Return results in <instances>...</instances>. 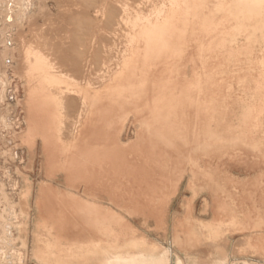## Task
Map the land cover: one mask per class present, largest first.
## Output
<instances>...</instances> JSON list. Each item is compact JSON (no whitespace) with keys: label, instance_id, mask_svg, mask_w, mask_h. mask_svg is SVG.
<instances>
[{"label":"rangeland","instance_id":"rangeland-1","mask_svg":"<svg viewBox=\"0 0 264 264\" xmlns=\"http://www.w3.org/2000/svg\"><path fill=\"white\" fill-rule=\"evenodd\" d=\"M242 1L0 0V264L134 240L112 264H264V0Z\"/></svg>","mask_w":264,"mask_h":264},{"label":"bare ground","instance_id":"bare-ground-1","mask_svg":"<svg viewBox=\"0 0 264 264\" xmlns=\"http://www.w3.org/2000/svg\"><path fill=\"white\" fill-rule=\"evenodd\" d=\"M185 1H186V0H185ZM201 1H203V0H201ZM224 1H225V0H223V3H224ZM241 1H242V0H241ZM248 1H250V0H248ZM255 1H256V2H259V1H260V2H261V0H258V1L255 0ZM242 2H243V1H242ZM245 2H247V0H245ZM250 2H251V1H250ZM202 3H203V2H201V5H205V4H202ZM205 3H206V2H205ZM247 3H248V2H247ZM230 4H232V3L230 2ZM230 4H229V6H230ZM237 4H238V0H237ZM240 4H242V3H239L238 5H240ZM243 4H244V3H243ZM245 4H246V3H245ZM251 4H252V2L250 3V5H251ZM262 4H263V3H262ZM210 5H213V3H211ZM224 5H225V4H224ZM238 5H234V3H233L231 6H232V7H233V6L236 7V8H234L235 11L237 10L238 7H239V8H242V9L245 8V5H243L244 7H240V6H238ZM247 5H248V4H247ZM254 5H255V2H254ZM194 6H197V5H194ZM199 6H200V5H199ZM241 6H242V5H241ZM252 6H253V5H252ZM252 6H251V7L249 6V8H252ZM258 6H259V5H258ZM200 7H201V8H199V9H202V8H203L202 6H200ZM232 7H230L229 10H231ZM253 7H254V6H253ZM263 7H264V6H263ZM195 8L197 9V7H195ZM204 8H207V7H204ZM255 8H256V7L252 8V9L256 10L258 7H257L256 9H255ZM252 9H249L248 11H246L245 9H244V10H245L246 13H247V12L251 11ZM204 10H207V9H204ZM208 10H210V9H208ZM218 10H220V9H218ZM218 10H217V13H218ZM226 10H227V9H225V12H226ZM238 10H240V9H238ZM238 10H237V11H238ZM261 10H262V12L264 13V9L262 8ZM201 11H202V10H201ZM211 11H213V10L211 9ZM221 11H223V10H221ZM252 11H253V10H252ZM252 11H251V13H252ZM256 11H258V10H256ZM194 12H195V11H194ZM196 12H197V10H196ZM196 12H195V13H196ZM198 12H199V11H198ZM208 12H209V11H208ZM214 12H216V11H214ZM239 12L241 13L242 10H240ZM254 12H255V11H254ZM254 12H253V14H254L253 17H255V14H256V12H255V13H254ZM259 12H260V10H259ZM195 13H193L195 16H197V15L199 16V14H195ZM200 13H201V12H200ZM212 13H213V12H211V15H212ZM236 13H237V12H236ZM147 14L149 15V12H148ZM147 14H146V16H147ZM190 14H191V13H190ZM193 14H191V15H192V19L194 18V17H193ZM253 14H252V15H253ZM191 15H190V16H191ZM203 15H205V14H203ZM208 15H209V14H207L206 17H208ZM211 15H209V16H211ZM231 15H232V14H231ZM239 15H242V13L239 14ZM239 15H238V16H239ZM247 15H250V14L247 13ZM183 16H184V15H183ZM183 16H182V19H183ZM245 16H246V15H245ZM263 16H264V15H263ZM263 16H262V17H263ZM188 17H189V15H188ZM199 17H200V16H199ZM242 17L244 18V16H242ZM256 17H257V14H256ZM262 17L259 16V18H262ZM144 18H146V17H144ZM149 18H150V16H149ZM189 18H190V17H189ZM201 18H202V17H201ZM209 18H210V17H209ZM209 18H208V19H209ZM211 18H213V17H211ZM211 18H210V20H211ZM245 18H246V17H245ZM250 18H251V20L253 19L251 15H250ZM259 18H258L257 20H259ZM263 18H264V17H263ZM178 19H180V18L178 17ZM178 19H176V20H178ZM184 19H185V17H184ZM187 19H188V18H187ZM237 19H238V17H237ZM255 19H256V18H255ZM141 20H142V18H141ZM146 20H147V19H145L144 22H145ZM158 20H159V19L153 20V18H152V20H149V21H150V23H151L152 21H155V22L157 23ZM185 20H186V19H185ZM213 20H214V19H213ZM243 20H244V19H243ZM138 21H140V20H138ZM147 21H148V20H147ZM167 21H168V20H167ZM179 21H180V20H179ZM191 21H192V20H191V18H190V21H188V22L190 23ZM199 21H200V20H199ZM204 21H205V19H204ZM229 21H230V20H229ZM263 21H264V20H263ZM141 22H142V21H141ZM141 22H138V24L141 23ZM181 22H183V21L181 20ZM185 22H187V21H185ZM185 22H183V23L185 24ZM188 22H187V23H188ZM192 22H193V21H192ZM206 22H208L207 19H206ZM259 22L262 23V26H263V23H264V22H262L261 20H259ZM259 22H258V24H259ZM136 23H137V22H136ZM136 23H135V24H136ZM148 23H149V22H147V25H148V26H147L146 24H144V23H143V25H146V26L149 28V26H150V27L153 26L152 24H153L154 22H153L151 25H149ZM156 23H155V24H156ZM169 23L171 24L172 22L169 21ZM174 23H175V25H176V22H174ZM135 24H134V25H135ZM138 24H136V25H138ZM155 24H154V25H155ZM177 24H178V23H177ZM180 24H181V23H180ZM207 24H208V23H207ZM136 25H135V27H137ZM143 25H140V26H143ZM156 25H157V24H156ZM172 25H173V24H171V26H172ZM175 25H174V26H175ZM187 25H188V24H185V26H187ZM194 25H196V24L194 23ZM209 25H212V24L209 23ZM213 25H215V24H213ZM140 26L138 25L139 28H142V27H140ZM157 26H159V24H158ZM177 26H178V25H177ZM183 26H184V25H182V27H183ZM188 26H189V25H188ZM240 26H241V25H240ZM256 26H257V25H256ZM256 26H255V27H256ZM259 26H260V24H259ZM138 27H137V28H138ZM161 27H162V26H161ZM189 27H190V26H189ZM204 27H205V26H204ZM209 27H211V26H208V28H209ZM219 27H220V26H219ZM241 27H242V26H241ZM241 27H240V28H241ZM253 27H254V26H253ZM152 28H155V27H152ZM156 28H158V27H156ZM166 28H168V27H166ZM172 28H174V27H172ZM175 28H176V27H175ZM175 28L173 29V32H174V30H177V29H175ZM184 28H185V27H184ZM259 28H262V27H259ZM130 29H132V28H130ZM146 29H147V28L145 27V30H146ZM158 29H159V28H158ZM178 29L180 30V28H178ZM217 29H218V28H217ZM256 29H257V28H256ZM132 30H133V29H132ZM141 30L143 31L144 29H141ZM141 30L139 31L140 33H141ZM145 30H144V31H145ZM148 30H151V29H148ZM148 30H146V31L149 33ZM154 30H156V29H154ZM166 30H167V29H166ZM170 30L172 31V29H170ZM218 30H219V29H218ZM233 30H234V29H233ZM257 30H258V29H257ZM257 30H255L254 33H255V32H258ZM128 31H129V30H128ZM151 31H152V30H151ZM151 31H150V32H151ZM157 31H158V30H157ZM162 31H163V30H162ZM180 31H181V30H180ZM180 31H179V32H180ZM203 31H204V30H203ZM203 31H202V32H203ZM235 31H236V30H235ZM241 31H242V30H240L239 34L241 33ZM136 32H137V31H136ZM189 32H190V31H189ZM220 32H221V31H220ZM228 32H229V31H228ZM245 32H246V31H245ZM129 33H130V32H129ZM148 33H147V34H148ZM180 33H182V32H180ZM184 33H185V31H184ZM262 33H263V32H262ZM262 33H261V34H262ZM149 34H151V33H149ZM159 34H160V33H159ZM174 34H175V33H174ZM178 34H179V33H178ZM178 34H177V35H178ZM192 34H193V33H192ZM223 34H224V33H223ZM256 34H257V33H256ZM139 35H140V34H139ZM139 35H138V36H139ZM142 35L145 36L146 33H143V32H142ZM154 35L156 36L157 34H154ZM161 35H163V33H162ZM164 35H166V34L164 33ZM164 35H163V36H164ZM254 35H255V34H254ZM134 36H135V35H134ZM147 36L150 37V39H151V36H152V38H153V35H150V36L147 35ZM147 36H146V37H147ZM169 36H171L170 33H169ZM169 36L167 37V35H166V38H169ZM173 36H174V35H173ZM173 36H172V38H173ZM175 36H176V35H175ZM178 36H179V35H178ZM180 36H181V35H180ZM148 37H147V39H148ZM160 37H161V36H159V38H160ZM130 38H131V37H130ZM136 38H137V37H136ZM156 38H157V36H156ZM159 38H158V39H159ZM163 38H164V37H163ZM163 38H162V39H163ZM150 39H148V42H149V41H150V42L152 41V39H151V40H150ZM158 39H155V37H154L153 40H156V41H157ZM160 39H161V38H160ZM178 39H179V38H178ZM254 39H255V38H254ZM129 40H130V39H129ZM131 40H132V38H131ZM131 40H130V41H131ZM133 40L135 41L136 39L134 38ZM170 40H171V37H170ZM170 40L166 41V39H165V40L163 39V41H164V42L166 41V43L169 42ZM180 40H181V39H180ZM120 41H122V39H121ZM163 41L160 40V42H163ZM233 41H234V40H233ZM248 41H249V40H248ZM126 42H128V39H126ZM126 42H125V44H126ZM131 42H132V41H131ZM139 42H140V41H139ZM139 42H138V43H139ZM142 42H143V41H142ZM150 42H149V44H150ZM181 42H182V41H181ZM235 42H236V41H235ZM122 43H123V42H122ZM132 43H133V42H132ZM145 43H146V42H145ZM152 43H153V42H152ZM152 43H151V44H152ZM155 43H156V42H155ZM157 43H158V45H155V46H159V45L161 44V43L159 44V41H158ZM123 44H124V43H123ZM147 44H148V43H147ZM149 44H148V45H149ZM163 44H165V43H162V45H163ZM168 44H169V43H168ZM168 44H167V45H168ZM233 44H234V43H233ZM162 45H161V46H162ZM165 45H166V44H165ZM29 46H30V45H28V47H29ZM132 46H133V45H132ZM145 46H146V45H145ZM153 46H154V45H153ZM153 46H152V47H153ZM169 46H172V45H169ZM183 46H184V45H183ZM201 46H202V45H201ZM225 46H226V45H225ZM150 47H151V45H150ZM159 47H160V46H159ZM163 47H164V46H163ZM25 48H26L25 52L28 51V50H27L28 48H27V47H25ZM25 48H24V49H25ZM32 48H33V50H35L34 47H32ZM32 48H31V49H32ZM120 48H121V47H120ZM134 48H135V47H133V49H134ZM138 48H139V47H138ZM148 48H149V47H148ZM154 48H156V47H154ZM154 48H152V49H154ZM165 48H166V47H165ZM133 49H131V50H133ZM140 49H141V48H140ZM144 49H145V47H144ZM144 49H143V50H144ZM150 49H151V48H150ZM33 50H31V51H33ZM135 50H136V48H135ZM138 50H139V49H138ZM233 50H234V49H233ZM152 51H153V50H152ZM28 52H29V51H28ZM33 52H34V51H33ZM130 52H131V51H130ZM130 52H129V53H130ZM137 52H138V51H137ZM145 52H146V50H145ZM145 52H144V53H145ZM148 52H149V51H148ZM150 52H151V51H150ZM161 52H162V51H161ZM26 53H27V52H26ZM132 53H133V52H132ZM139 53H141V50H140ZM155 53H156V52H154V54H155ZM176 53H177V52H176ZM27 54H28V53H27ZM127 54H128V53H127ZM135 54H136V53H135ZM160 54H161V53H160ZM229 54H230V53H229ZM29 55H31V52L29 53ZM29 55H28V56L24 55V57H26V58L28 57L27 59H29V57H30ZM163 55H164V53H163ZM155 56H156V55H155ZM22 57H23V56H22ZM24 57H23V59H24ZM152 57H153V54H152ZM26 58H25V59H26ZM31 58H32V56L30 57V59H31ZM229 58H230V57H229ZM240 58H241V57H240ZM32 59H33V58H32ZM32 59H31V60H32ZM31 60H30V61H31ZM23 61H25V60H23ZM30 61H27V60H26V62H24V63L22 62V64H25V63H26V65H28L27 67H29V64L32 63V62H30ZM32 61H34V59H33ZM149 61H152V59L149 60ZM149 61H148V62H149ZM220 61H221V60H220ZM27 62H28V63L30 62V63L28 64ZM34 62H35V61H34ZM34 62H33V64H34V66H35V63H36V62H35V63H34ZM200 62H201V61H200ZM33 64L30 65V66H33ZM30 68H32V67H29V69H30ZM32 69H33V68H32ZM32 69H31V70H32ZM35 69L37 70V66H35ZM33 71H35V70H33ZM214 71H215V70H214ZM30 73H32V71H30ZM25 74H26V73H25ZM263 74H264V73H263ZM235 75H236V74H235ZM28 76H29V74H28ZM212 76H213V75H212ZM136 78H138V77H135V79H136ZM140 78H141V77H140ZM144 78H146V77H144ZM27 79H28V78H27ZM32 79H33V77H32ZM128 79L131 80L132 78H128ZM135 79L133 78L134 83H135ZM141 79H142V78H141ZM141 79H140V80H141ZM233 79H234V78H233ZM130 80H129V81H130ZM136 80H138V83H139L140 80H139V79H136ZM143 80H144V79H143ZM120 82H121V80H120ZM127 82H128V80H127ZM131 82H132V81H131ZM142 82H143V81H142ZM241 82H242V80H241ZM121 83H125V81H124V82H121ZM33 84H34V83H33ZM119 84H120V83L118 82V86H120ZM127 84H128V83H127ZM130 84H132V83H130ZM140 84H141V81H140L139 85H140ZM125 86H129V85H125ZM135 86H136V85H135ZM28 87H29V86H28ZM130 87H131V86H130ZM132 87L135 88L134 85H132ZM139 87L142 88L143 86H139ZM120 88H121V86H120ZM124 88H125V87L123 86L122 89H124ZM127 88H128V87H127ZM133 88H132V89H133ZM143 88H144V87H143ZM32 89H33V88H32ZM109 89H110V88H109ZM130 89H131V88H130ZM138 89H139V88H137V89L135 88V91L138 90ZM25 90H26V89H25ZM33 90H34V89H33ZM110 90H111V89H110ZM115 90H116V89H113L112 93H114ZM120 90H121V89H120ZM125 90H126V89H125ZM125 90H122V91L124 92ZM127 90H129V89H127ZM139 90H141V89H139ZM139 90H138V91H139ZM129 91H130V90H129ZM129 91H127V93H128ZM116 92H119V91H116ZM123 92H121V93H122L121 95L124 94ZM119 93H120V92H119ZM127 93H126V91H125V95H126ZM130 93H131V92H130ZM114 94L117 95L118 93H114ZM131 94H132V93H131ZM109 95H110V94H109ZM112 95H113V94H112ZM116 95H113V99H114V96H115V99H116ZM118 96H119V95H118ZM123 97H124V96H123ZM125 97H126V96H125ZM125 97H124V98H125ZM129 97H130V94H129ZM129 97H128V98H129ZM117 98H118V97H117ZM124 98H123V99H124ZM115 99H114V100H115ZM119 99H120V98H119ZM119 99H118V100H119ZM32 101H33V100H32ZM35 101H36V100H35ZM107 101H108V100H107ZM111 101H113V100L111 99ZM215 101H216V100H215ZM102 102H103V101H102ZM110 103H111V102H110ZM26 104H27V103H26ZM31 104H32V102H31ZM111 104H113V103H111ZM33 106L35 107V108H34V107L32 108L33 111L35 110V112H37L36 103H35V105H34V102H33ZM112 107H113V106H112ZM215 108H216V107H215ZM249 111H250V110H249ZM246 112H248V111H246ZM250 112H251V111H250ZM251 113H252V112H251ZM33 126H34V124H33ZM197 127H198V126H197ZM32 131H33V130H32ZM28 133H29V134H28V137H30V134H31V126H29V131H28ZM32 134H33V133H32ZM32 136H33V135H32ZM199 139H200V138H199ZM209 139H211V138H209ZM216 139H218V138H216ZM231 139H232V138H231ZM235 139L237 140L238 138H235ZM225 140H226V139H225ZM233 140H234V139H233ZM238 140H239V139H238ZM204 142H205V141H204ZM223 142H224V141H223ZM234 142H235V141H234ZM199 145H200V144H199ZM201 147H202V146H201ZM206 160H207V159H206ZM117 193H118V192H117ZM137 196H138V195H137ZM129 198H130V197H129ZM131 202H132V201H131ZM141 205H142V204H141ZM109 207H111V206H109ZM142 207H143V206H142ZM138 208H139V207H138ZM109 209H110V208H109ZM113 211H114V210H113ZM115 212H116V211H115ZM118 214H119V213H118ZM105 217H106V216H105ZM105 217H104V218H105ZM108 217H109V216H108ZM112 217H113V216H112ZM109 218L111 219V217H109ZM113 218H114V217H113ZM116 219H117V218H116ZM84 220H85V218H84ZM54 221H56V220H54ZM54 221H53V222H54ZM90 221H91V220H90ZM113 221H114V220H113ZM95 222H96V221H95ZM101 223H102V221H101ZM119 223H120V222H119ZM111 224H112V223H111ZM113 224H114V223H113ZM116 224H117V223H116ZM89 225H91V224H89ZM95 225H96V224H95ZM117 225H118V224H117ZM39 226H42L41 228H42V230H43V233H41L38 237L35 238V242H36V243H39L37 249L41 252V254H42V256H43L44 259H51V256L49 255V254H51V251L49 252L50 249H47V248L51 245V244H50L51 240H54V241H57V242H58V241H60V240L62 239V236L58 235L57 233H56L55 235L51 236V234L47 231V229H46V227H45L44 220H43V222H42V221L39 222ZM57 226H58V224H57ZM96 226H97V225H96ZM100 226H102V225H100ZM107 227H109V226H107ZM117 227H118V226H117ZM56 228H57V227H56ZM135 228H136V227H135ZM147 228H148V227H147ZM57 229H58V228H57ZM117 229H118V228H117ZM117 229H116V230H117ZM108 230H109V229H108ZM114 230H115V229H114ZM116 230H115V231H116ZM93 231H95V230H93ZM118 231H119V230H118ZM138 231H139V230H138ZM52 232H53V231H52ZM113 232H114V231H113ZM120 233H121V232H120ZM131 233H132V231H131ZM134 233H135V231H134ZM104 234H105V232H104ZM108 235H109V234H108ZM139 235H140V234H139ZM110 236H111V235H110ZM110 236H109V237H110ZM106 237H107V236H106ZM111 237H112V236H111ZM138 237H140V236H138ZM105 239H106V238H105ZM137 242H138V241H136V240L131 241V242L129 243V246H127L126 248H123V249H119V247H108V248H106V257H107V259L109 260L108 263H109V264H112V263L115 261V258L122 260L121 262H123V263H127V260H126V259H127V256H129V255L131 254V250H130V249H131V245H136ZM92 243H93V245L96 246V247H97V245L100 244V243H97V242H92ZM138 243H140V242H138ZM263 243H264V242H263ZM83 244L85 245V243H81V244H78V245H81L80 248H81V247L83 248V247H84ZM69 245H72V243H70ZM93 245H92V246H93ZM67 246H68V244H67ZM75 246H76V245H75ZM88 246H89V245H88ZM99 246L102 247L101 244H100ZM72 247H73V245H72ZM85 247H87V244L85 245ZM70 250H71V249H70ZM84 250H86V249L84 248ZM90 250L93 251V249H90ZM82 251H83V249H82ZM82 251H80V252H82ZM101 251H102V250L100 249L98 252H101ZM88 252H89V251H88ZM88 252H87V253H88ZM98 252H97V253H98ZM263 252H264V251H263ZM72 253H74V252H72ZM59 254H60V253H57L56 255L59 256ZM84 254H85V253H84ZM98 254H99V253H98ZM90 255H91V254H90ZM95 255H96V254H95ZM104 256H105V255H104ZM132 256H133V253H132ZM96 257H97V256H96ZM114 257H115V258H114ZM84 258H85V257H84ZM130 258H131V257H130ZM81 262H82V261H81ZM86 263H87V262H86ZM43 264H46V262L43 263Z\"/></svg>","mask_w":264,"mask_h":264},{"label":"crops","instance_id":"crops-1","mask_svg":"<svg viewBox=\"0 0 264 264\" xmlns=\"http://www.w3.org/2000/svg\"><path fill=\"white\" fill-rule=\"evenodd\" d=\"M31 201H32V198H31ZM1 203V202H0ZM0 210H1V208H0ZM1 214V213H0Z\"/></svg>","mask_w":264,"mask_h":264}]
</instances>
